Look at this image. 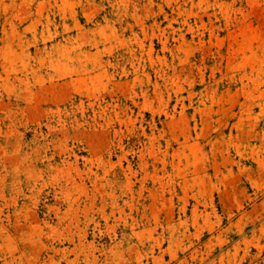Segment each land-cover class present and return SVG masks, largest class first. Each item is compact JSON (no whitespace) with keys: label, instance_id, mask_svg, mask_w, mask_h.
Returning <instances> with one entry per match:
<instances>
[{"label":"rangeland","instance_id":"rangeland-1","mask_svg":"<svg viewBox=\"0 0 264 264\" xmlns=\"http://www.w3.org/2000/svg\"><path fill=\"white\" fill-rule=\"evenodd\" d=\"M0 264H264V0H0Z\"/></svg>","mask_w":264,"mask_h":264}]
</instances>
